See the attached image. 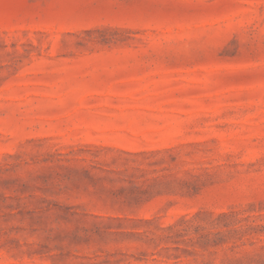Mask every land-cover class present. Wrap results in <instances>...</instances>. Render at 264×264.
I'll use <instances>...</instances> for the list:
<instances>
[{"label": "rangeland", "instance_id": "obj_1", "mask_svg": "<svg viewBox=\"0 0 264 264\" xmlns=\"http://www.w3.org/2000/svg\"><path fill=\"white\" fill-rule=\"evenodd\" d=\"M0 264H264V0H0Z\"/></svg>", "mask_w": 264, "mask_h": 264}]
</instances>
